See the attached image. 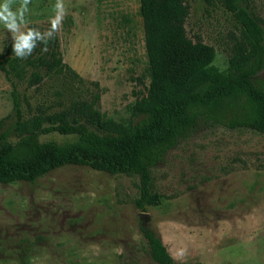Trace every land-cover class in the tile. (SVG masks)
<instances>
[{
  "label": "rangeland",
  "instance_id": "rangeland-1",
  "mask_svg": "<svg viewBox=\"0 0 264 264\" xmlns=\"http://www.w3.org/2000/svg\"><path fill=\"white\" fill-rule=\"evenodd\" d=\"M185 1L187 37L212 46L213 67L227 71L239 34L231 14L211 0ZM236 2L264 32V0ZM29 25L43 36L54 27L63 63L85 85L51 75L31 87V70L18 80L0 68V148L90 94H100L106 118L131 119L128 107L148 86L139 0H0V63ZM253 82L264 87V67ZM47 141L76 137L40 136ZM151 174L158 204L143 210L133 174L65 166L34 183L0 184V264H156L143 226L178 264H264V134L202 122Z\"/></svg>",
  "mask_w": 264,
  "mask_h": 264
},
{
  "label": "trees",
  "instance_id": "trees-1",
  "mask_svg": "<svg viewBox=\"0 0 264 264\" xmlns=\"http://www.w3.org/2000/svg\"><path fill=\"white\" fill-rule=\"evenodd\" d=\"M211 1L229 12L239 29L227 71L213 67L212 46L187 37L184 24L189 7L185 0H139L148 86L146 95L128 107L131 119L118 122L101 114L99 93L73 99L67 109L40 116L34 131L0 148V184L34 183L65 166L89 167L112 175L133 174L139 182L136 206L143 210L146 204H158L157 196L151 193V168L202 122L264 134V87L253 82L264 67L263 29L236 0ZM22 36L29 37L33 50L22 59L14 52L17 39L10 42L0 63L6 74L24 80L31 70V87L51 75L85 85L63 63L54 27L43 36L36 26L29 25ZM51 133L74 136L76 141L40 142V136ZM141 233L154 263L178 264L152 230L143 226Z\"/></svg>",
  "mask_w": 264,
  "mask_h": 264
},
{
  "label": "clouds",
  "instance_id": "clouds-1",
  "mask_svg": "<svg viewBox=\"0 0 264 264\" xmlns=\"http://www.w3.org/2000/svg\"><path fill=\"white\" fill-rule=\"evenodd\" d=\"M34 45L30 43L29 37L19 36L14 44V52L20 58H26L31 54Z\"/></svg>",
  "mask_w": 264,
  "mask_h": 264
}]
</instances>
